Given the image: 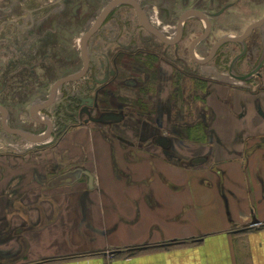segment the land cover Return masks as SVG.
<instances>
[{
	"label": "crops",
	"instance_id": "crops-1",
	"mask_svg": "<svg viewBox=\"0 0 264 264\" xmlns=\"http://www.w3.org/2000/svg\"><path fill=\"white\" fill-rule=\"evenodd\" d=\"M230 1L238 24L264 16V0ZM247 44L238 59L234 43L200 65L198 79L181 80L194 82L199 103L182 110V129L159 133L176 137L174 155L152 138H92L82 149L92 186L41 185L40 196H26L9 226L37 229H19L23 255L7 261L20 244L1 225L0 264H264V64L252 75L264 49L259 36ZM182 89L186 101L191 92ZM195 157L204 161L192 164Z\"/></svg>",
	"mask_w": 264,
	"mask_h": 264
},
{
	"label": "flooded vegetation",
	"instance_id": "flooded-vegetation-1",
	"mask_svg": "<svg viewBox=\"0 0 264 264\" xmlns=\"http://www.w3.org/2000/svg\"><path fill=\"white\" fill-rule=\"evenodd\" d=\"M112 1L113 0L107 2V4L103 7V9L107 5H109ZM134 1L136 2V6L128 2H122L112 6L101 26L98 28V30L95 33H93L89 37L86 44V53L88 57V68L86 73L88 72L90 66L92 65L90 62L87 45L95 35L99 34V32H101L102 30L105 31V28L106 29L108 28L107 32L104 33V31H102L103 35L101 36L100 39L103 41L105 49H107L103 55V60H104V65H106V67L108 66L107 71L109 78L104 77L103 79L99 80L94 75L93 79L87 82L88 83L87 87L90 91L89 97L82 99L80 97L72 96V98L74 99L75 108H74V112L72 111L69 112L70 113L69 120H71L72 118H76L79 121L78 126L80 127L88 124H94V125L100 124V126L103 125L109 127L110 125L111 126L113 125V127H110V129L108 130L109 132L112 133L111 135H113V137H115L117 140H121L131 144L135 143L136 141H131L129 137L126 136L125 133H123L125 129H123V125L121 124L123 123L124 119H126L125 113L126 111H128V108L130 109L129 113L131 115H134L135 118H139V116L141 115L143 120L146 119H149L151 121L156 120V123H158L159 121L157 118L158 117L157 114H159L160 111L165 112L167 116L172 114L174 108L172 102L176 100L178 97L175 96L176 95L175 89L173 88L168 96L162 97V93H163L162 87L164 86L162 83L165 81L167 82L168 80L167 78L168 76L167 77L165 76L166 75L165 71H170L172 73H174L175 71L179 72L178 75H180L182 79H186V78L188 79L190 77L198 79V75L190 74V68L197 66V69L199 70V66L204 64V62L201 61L209 56L213 46L220 38L222 37L239 38L246 33V30L251 24H254L264 19V16H262L248 23L244 27L243 31L238 32L235 37H231L227 35L217 37L213 41L211 46L210 47L206 46L205 48L207 50L204 49L203 53H201L199 50H197L198 45L202 42H206L211 37L214 29V24L212 23V19L220 18L225 13L226 10H229L232 7H234V3L232 1H226L225 3H222V0H165L169 8L167 10L166 9L162 10L164 17H160L159 20L162 18L161 19L162 25L166 24L169 27H172V29L168 31H164L163 28L164 26H160V25L158 26L152 20L153 18L151 14L153 12V7H157L161 0H145L146 3L143 2L144 0H134ZM219 2L222 4L216 6V4ZM207 5L209 6L208 8H211V10H207ZM57 6L59 5H56L55 7ZM117 6L124 7L125 9H127L128 12L132 11L138 21L140 28L143 29L145 32H147L149 37L147 39L141 38V41H138L140 43V46L142 47L138 49L135 48L136 50L130 49V52H128L126 46L129 45V43L130 45L131 44L135 45V43H132L131 41L128 42L126 40L125 36H127V34L120 33L119 35V32L117 33L116 31H110L112 29H116V26L112 22L115 19L114 8ZM46 7H48V4L46 3L41 4L37 7V10H41L42 8H46ZM159 11L160 10H158L157 12L159 13ZM101 12H99L95 16L94 20L92 21V24L94 23V21ZM190 17H195L197 19V21H195V24H192L193 22L186 20L187 18ZM43 18L44 20H42V24H46L47 18L46 17ZM141 18H144L152 26V28H154L158 32V35H160L162 38L151 32L146 26H144L141 23ZM110 22L112 24L110 25V27H107L106 25ZM51 23H55V22H51ZM55 24L56 25L53 28L50 26L45 27L43 31H39L35 33L22 32L20 34L18 32L17 33L12 32V34L9 35L8 38L6 39L7 41L4 43L5 46H1V42H0V60L2 58V60L0 61V81L3 80L2 85L0 87V95L3 94L6 89L10 88L11 86L13 87L14 85L17 84V85H21L23 89L14 96L15 99L16 97H18L19 99V100L17 99L18 101H16V103H20L21 101H23V99L24 101H27L29 97L34 96L39 91L38 88H41L43 86L44 81L48 79V76L52 71L53 67L60 68L59 63L57 62V58L59 59V57L62 55L63 47H68L71 45V41L67 37L68 31H59V29L62 27V24H58V23ZM191 29H195V30H191ZM192 31H194L193 34H189L192 33ZM83 34L81 35V37L83 36ZM251 36L262 37L261 48L264 49V42H263L264 21L259 26L254 27L248 33H246V36L244 37L243 40L233 42V44L234 43L238 44L240 47V52L234 57V59H238L239 57L243 56L246 52H248L249 45L247 44V39L250 38ZM81 37L79 38V43L77 44L80 50V56L82 58V67H83L84 59L81 54V46H80ZM199 37H203V38H201L198 42L192 44L193 41ZM123 40H125V42H123ZM229 43L230 42L224 44H229ZM159 44L164 47L161 53L158 52V49L156 47ZM224 44H221L216 48L212 57L207 62H205V64L210 62L211 60L219 61L221 57V51L219 49L220 46ZM108 45H116V46L115 48H110L107 47ZM117 46H119L120 48L116 49ZM5 53L6 55L4 56ZM53 53L55 55V58H53L54 56L52 55ZM134 53H136L137 57L139 58L135 66L138 68V70L147 71V73H150L151 77L145 75L144 79L147 78L146 80L138 81L137 73H134L133 78L136 81L132 79H126L124 81V78L122 79L120 78L119 84L118 85L114 84V88L111 89L114 83L113 82L114 80H112L113 77H116V75L121 77L122 75H126V72L132 73L134 71L132 67H130L129 69L127 68L128 64L126 62L128 56L133 55ZM109 54L111 56L110 58H109ZM119 57L120 60L118 63L116 59ZM54 60H56V62ZM190 60L194 62V66L190 65L191 64L189 63ZM110 62H112V64H110ZM263 64H264V59L258 62L256 67L252 70L253 76H255L260 71ZM109 65L111 66L113 65L112 67L114 68L110 69L111 66ZM27 68L30 74L35 73V71L41 72V75L36 77L35 80L36 82L32 80L29 74H27L28 76L23 74L19 78L13 77V72H15V69H19L23 71ZM116 68L117 70H115ZM120 73H122V75ZM64 76H69V75H64ZM64 76H61L52 82V85L49 89V94L45 98V101L43 103L41 102V99L43 98H35L37 99L36 101L38 102L36 103L35 101L31 106L28 107V114L35 121L43 124L44 128L42 131L36 134H31L29 133V131L24 130L22 127L13 126L10 120L11 119L16 120L17 118L16 116H14L13 112H11V110H9V108L3 103H0L1 129L12 136H19L27 140L18 133L10 132L9 129L20 130L24 134L37 137L45 134L49 130L47 122H50L51 129L49 136H52L53 134L55 137L57 136L54 142L50 144V146H52L55 143L54 144L55 148H58L61 140L65 136L66 132L70 130V128L67 127L65 124L60 128L59 131L53 132L55 128V124L51 116L46 115V117L41 118L37 115V111L41 109H46L55 102V100L57 99V93L59 91V88L62 85H64L67 82H72L79 79L78 78L75 80L65 81L64 83L59 84L52 92V87L54 86V84ZM173 79H174V75H173ZM121 80L124 81L125 86L126 85L130 87L135 86L137 88L136 89L137 96L135 97L136 102L135 101L133 102L136 103L133 104L134 107L133 106L130 107L129 104L127 103L126 100L127 95H122L121 93H119V97H118V95L115 93L116 92L115 88L116 89L119 88L120 91L121 89L122 90L124 88L126 89L125 86L120 85ZM170 85L172 86L173 82H171ZM104 89H106L109 95L107 98L108 100L102 102L100 101L99 95L101 91H103ZM182 90H183L182 87L180 88V90L178 89L177 94L179 97L183 98ZM115 103L118 104L116 107H115ZM36 104L40 105L41 107L34 109L33 106ZM124 111L125 113H123ZM151 123L152 122L146 123V121L141 122L140 125L141 128H139L138 129L139 131L135 133L136 135L135 137H137V140L140 141L141 138H143L144 134L149 132V136H150L149 138H152L151 139L152 141H154L155 143H161L162 145L164 143L165 147H169L168 154L174 155L175 152L170 146H172L173 142L175 141L173 139L168 140L167 137L161 136L159 134V131L157 130L158 128L156 127V125L153 123L151 125ZM75 128L76 127L72 128V130H75ZM154 133H156L157 135ZM57 138L59 139L57 140ZM101 138L102 140H106L108 142V137L101 136ZM158 139H161V142L158 141ZM11 146L14 148L11 149L12 153L10 152L4 153L3 151L0 152V164L2 162H5L3 158H6V156L7 158L19 157L20 154L15 155V151L18 152L19 150L16 149L14 145ZM46 146L47 144L43 143L42 145L38 146V149L40 150L44 149L46 148ZM65 152H68V150H65ZM63 154L64 152L59 147L57 157L60 158L54 159L56 161L53 164L42 161L39 162L35 161L34 163L31 162V164L33 165V169L32 167H30L31 168L30 176L32 177V180L36 182L38 185L40 186L42 185L44 187L47 186L52 187L57 184L72 186L77 182H79L80 180L83 181L86 180V183H88L89 176L86 174L87 171L84 168L85 165H78L76 162L75 163L70 162L72 167L69 169H64L65 166L63 164L66 161V159L73 158V156L70 157L69 154L67 153L65 155ZM80 157L81 156H79V158ZM6 162L9 161L6 160ZM77 162L85 163L86 158L78 159ZM0 174H1L0 180H2L5 175H2V173ZM8 174L9 173L6 174L7 178H8ZM50 174H52V176H50ZM28 180L27 177L26 178L24 177V184L22 186H15V184H13L14 177H11L6 181H4L7 182V185L6 186L3 185L2 187L0 186V196H1L0 205L1 206L4 205L2 200H6V201L10 200L11 206H13L15 201L14 198H16V196L14 197V195H16L18 192H21L16 190H19L21 187L25 193L27 192V190H29ZM9 190L12 191L11 192L12 197H8V196L6 197V195L4 196V192H6V194L8 195ZM40 194L42 193L41 192L37 193L36 196H40ZM6 205L8 204L6 203ZM2 209L4 208L2 207ZM0 223L5 227L4 231L7 232L9 230L8 229L9 223H7V221L3 219L0 221ZM22 225L23 227H26L28 223L25 224V221H22L20 227ZM16 229H17L16 227H13L10 228V231L13 232Z\"/></svg>",
	"mask_w": 264,
	"mask_h": 264
},
{
	"label": "rangeland",
	"instance_id": "rangeland-1",
	"mask_svg": "<svg viewBox=\"0 0 264 264\" xmlns=\"http://www.w3.org/2000/svg\"><path fill=\"white\" fill-rule=\"evenodd\" d=\"M109 1L110 0H0V42H1V46H5L4 43L7 41L6 39L8 38L9 35L12 34V32H16V33L18 32L20 34L22 32L35 33L39 31H43L45 27L50 26L53 28L56 25L55 23L62 24V27L59 29V31H68V34H67L68 39H70L71 34H75L77 36V39H75V41L71 43L70 46L62 48V55L59 57V59L57 58V62L59 63L60 68L53 67L52 71L50 72L48 76V79L44 81V84L41 88H38L39 91L34 96L29 97L27 101H24L23 99V101H21L20 103H16V101H18L19 99L18 97H16L15 99L14 96L23 89L21 85H17V84L14 85L13 87L11 86L10 88L6 89L5 92L0 95V103H3L4 105H6L9 108V110L13 112L14 116H16L17 118L16 120H13V119L10 120L13 126L22 127L24 130L29 131V133L31 134H36L43 130L44 128L43 124L35 121L28 114V107L31 106L33 102L37 100L35 98H43L41 99L42 103L45 101V98L49 94V89L53 81H55L61 76L77 73L81 69L82 58L80 56V50L77 44L79 43V38L86 30L89 29L95 16L99 12H101L103 7ZM162 1H165V0H162ZM226 1H230V0H223L222 3H225ZM143 2L146 3L145 0ZM45 3L48 4V7L42 8L41 10H37V7L39 5L45 4ZM222 3L219 2L216 4V6H219ZM56 5H59V6L55 7ZM208 7L209 6L207 5V10H211V8H208ZM168 8L169 7L167 6L166 3L164 2L161 3L160 1L157 7H153V12L151 14L153 18L152 20L155 22L156 25L164 26L163 27L164 31H168L172 29V27H169L166 24L162 25V20H161L162 18L159 20L160 17H164L162 10L164 9L167 10ZM158 10H160L159 13L157 12ZM231 11L232 9L226 10L225 13L220 18L212 19V23L214 24L212 35L206 42L200 43L198 45L197 50L203 53L204 49L207 50L205 47L206 46L210 47L213 41L217 37L226 36V35L232 36L235 32L243 31L247 23L238 24V22L236 21L237 18L231 17L232 16ZM114 16H115V19L112 23L116 26V29H112L110 31H116L117 33L119 32V35L120 33L127 34V36H125L126 40L128 42L131 41L132 43H135V45H132V44L130 45L129 43V45L126 46L128 49V52H130V49L136 50L142 47L140 46V43L138 41H141V38L147 39L149 36L147 32H145L143 29L140 28L134 13L132 11L128 12L127 9H125L124 7L117 6L114 8ZM43 17L47 18L46 24H42V20H44ZM186 20L193 22L192 24H195V21H197L195 17H190V18H187ZM51 22H55V23H51ZM112 23L110 22L106 26L110 27ZM191 30H195V29H191ZM102 31L99 32V34L95 35L90 40L89 44L87 45L90 62L92 64L88 72L85 73L83 76H81L78 80L67 82L64 85H62L59 88V91L57 93V99L55 100V102L48 108L37 111V115L41 118L46 117V115L51 116L55 124V128L53 132L59 131L60 128L64 126L65 124L67 127L70 128V130L66 132L65 136L61 140L59 147L64 152L63 155L67 153L69 154L70 157L71 156L74 157L78 154L79 156H81L79 159L86 158V154L83 152V150L84 151L86 150V146L88 143H91L92 138H95V142L97 143L98 139L101 142L102 140L101 136H105V137L110 136L111 138L113 137V135H111L112 133L108 131L110 127H113V125L112 126L110 125L109 127V126H103V125L100 126V124H95V125L88 124V125L80 127L78 126L79 121L76 118H72L71 120H69V115H70L69 112L70 111L74 112V108H75L74 99L72 98V96L80 97L82 99L89 97L90 91L87 87L88 86L87 82L92 80L94 75L99 80L103 79L104 77L109 78L108 71H107L108 66L106 67V65H104V60H103V55L107 49H105L103 41L100 39L101 36L103 35ZM107 31H108V28L107 29L105 28L104 33ZM193 32L194 31H192V33H189V34H193ZM123 42H125V40H123ZM115 46L116 45H108L107 47L115 48ZM156 47L159 53H161L164 48L160 44ZM233 47H234L233 44H224L220 46L219 50L221 51L222 54L225 55L226 53H230ZM118 48L120 47L117 46L116 49ZM5 55L6 53L4 54V56ZM52 55H54V53ZM110 57L111 56L109 54V58ZM53 58H55V55L53 56ZM119 60H120V57L116 59L118 63H119ZM137 60H139V58L137 57L136 53L128 56V59L126 60L128 64L127 68L129 69L130 67H132L134 71L132 73L126 72V75H122V73H120L122 75L121 77L118 75H116V77H113L112 80H114L113 81L114 83L111 89L114 88V84H117V85L119 84L120 78L121 79L124 78V81L126 79H132L136 81L133 78L134 73H137L138 81L146 80L147 78L144 79L145 75L151 77L150 73H147V71L138 70V68L135 66V64L137 63ZM54 61L56 62V60ZM189 63H191L190 65L194 66V62H192L191 60L189 61ZM110 64H112V62H110ZM112 66L110 67V69L114 68ZM115 70H117V68ZM178 73L179 72H176V71L174 73L170 71H165V74H166L165 76L166 77L168 76L167 77L168 80L167 82L165 81L162 83L164 85L162 87L163 88L162 97H166L170 94L172 90L171 87H167V83L170 85L171 82H173V80L175 79L173 82V84L175 85L173 86L175 89V94H176L175 96H177L178 98L172 102L174 108H173L171 116L174 119H176V122L169 123V125L166 124L165 121L167 119V115L163 111H160L159 114H157L158 116L157 118L159 120L158 123H156V120L155 121L154 120L151 121L149 119L143 120L141 115L139 116V118H135L134 115H131L129 113L130 109L128 108V111H126V113L125 111L123 112L125 113L126 119H124L123 123L121 124L123 125V129H125L123 133H125V135L128 136L131 141L138 142L137 137H135L136 136L135 133H137V131H139L138 129L141 128L140 125L142 121H146V123L152 122L158 128L157 130L159 131V133L164 135L167 133V130H164L167 127L169 130L173 129L176 131L183 128L182 126L183 124L182 123L180 124L177 122L181 120L180 117L182 116L183 109L188 110L190 108L191 103H192L191 106H193L192 108L193 111L198 109L197 107H198L199 102L197 99L194 98V93H195L194 91L195 89H197L194 85V82L193 81H189L186 83L182 82L181 81L182 78L180 75H178ZM198 73H199V70L197 69V66L190 68V74L197 75ZM23 74L25 75L29 74L32 80L35 81L36 77L41 75V72L35 71V73L30 74L28 72V68L23 71L19 69H15V72H13V77L19 78ZM173 75H174V79H173ZM224 77H227L228 79H230V75L229 77L228 76H224ZM2 81L3 80L0 81V87L2 85ZM124 81L121 80L120 85L125 86ZM125 87L126 89L125 88L123 90L121 89V91L119 90V88L118 89L115 88V91H116L115 93L118 95V97H119V93H121L122 95H127L126 96L127 103L129 104L130 107H132L133 104H136L133 102L134 101L136 102L135 97L137 96L136 94L137 88L135 86L130 87L127 85ZM181 87L186 88V91L190 90L191 92V96H189L190 98L188 97L189 99L186 101H183L182 100L183 98L179 97L177 94L178 89L180 90ZM108 95L109 93L106 91V89L101 91L99 95L100 101L103 102L105 100H108L107 99ZM225 101L227 102L230 100L226 99ZM37 102L38 101H36V103ZM117 105L118 104L115 103V107ZM241 110L244 111V108H242ZM74 127H76L75 130H72V128ZM56 137L53 134L52 136H49L47 139L41 142H32V141H27L19 136H12L4 132L0 127V152L3 151L4 153H7V152L12 153L11 149H14V148L11 145H14L16 149L21 151V152L15 151V155L20 154L19 157L17 158H7V156L6 158H3L5 162H2L0 164V167H1L0 173H2V175H5L6 177L4 176V178L0 180V186L1 187L3 185L6 186L7 182H4V181H6L7 179L11 177H14L15 186H22L24 184V177L25 178L27 177V180L29 179L28 180L29 190H27L26 193L24 192L22 187L19 190H16V191H21V192H18L16 195H14V197L16 196L14 200H16L17 202L15 206L17 209L12 208L14 205L11 206L10 200L9 201L2 200L4 205L2 206L0 205V221L3 219V220H6L7 223L10 224L12 221V218L14 217L13 213L15 214L16 211L22 212L23 210L22 200L26 198V196H27L26 200H28L29 197L32 198L35 196L36 193H39L40 191L43 190L42 188H40V185H38L36 182L32 180V177L30 176L31 175L30 167H32L33 169V165L31 164V162L34 163L35 161H38V162L42 161V162H49L50 164H53L56 161L54 159L56 158L59 159L60 157L59 158L57 157L59 147L55 148V145H54L55 143L52 146H50V144L54 142ZM143 137L149 138L150 137L149 132L144 134ZM172 137L173 135L169 134L167 138L168 140L170 139L172 140ZM174 138L176 137L174 136ZM58 139L59 138H57V140ZM43 143L47 144L46 148L41 149V150L38 149V146L42 145ZM65 150H68V152H65ZM195 159H203V158L195 157L191 159L190 162L192 164L199 163V162H194ZM6 160L9 162H6ZM85 163L80 162L77 164L84 165ZM71 167L72 165L70 164V165L65 166L64 169H69ZM7 173H9L8 178L6 175ZM24 175H27V176H24ZM50 176H52V174H50ZM0 178H1V174H0ZM88 186H89V183H88ZM83 187L85 189L86 183L83 184ZM11 192L12 191L9 190L8 195L6 194V192H4V196L6 195V197L7 196L12 197ZM6 203L8 205H6ZM2 207L4 209H2ZM10 211H14V212L9 213ZM1 225L2 224L0 223V226ZM1 227L5 228L3 225ZM35 227L36 226L29 225L28 223L26 227L21 226L19 227V229H21L22 232H25V231H28L29 229L33 230L35 229ZM8 228L10 229L11 226H8ZM19 229L16 230L14 233L10 234V236L15 237L14 240H16V242L20 244V249H19L20 251L18 254L14 256V258L12 257L5 258L7 261L8 259H19L20 256L22 257L23 255V252L21 251H23V244L26 242L23 240L22 236L20 238L18 237L19 235L18 231H20Z\"/></svg>",
	"mask_w": 264,
	"mask_h": 264
},
{
	"label": "water",
	"instance_id": "water-1",
	"mask_svg": "<svg viewBox=\"0 0 264 264\" xmlns=\"http://www.w3.org/2000/svg\"><path fill=\"white\" fill-rule=\"evenodd\" d=\"M122 2H128L134 6H136V2L134 0H113L109 5H107L103 10L102 12L98 15V17L96 18V20L94 21V23L90 26V28L83 34V36L81 37V40H80V46H81V54H82V57L84 59V65L82 67V69L78 72V73H75V74H72V75H69V76H64L62 77L61 79H59L55 84L54 86L52 87V92L55 90V88L61 84V83H64L65 81H70V80H75V79H78L80 78L81 76H83L86 71H87V68H88V57H87V53H86V44H87V41L89 39V37L95 33L98 28L101 26V24L103 23V21L105 20L108 12L110 11V9L112 8V6L116 5V4H119V3H122ZM195 13V11H194ZM264 21V19L254 23V24H251L248 29L246 30V33H248L251 29H253L254 27H257L259 26L262 22ZM141 23L146 26L151 32H153L154 34L158 35V32L152 28V26L144 19V18H141ZM207 32V31H206ZM246 33L239 37V38H230V37H222L220 38L216 43L215 45L213 46L212 48V51L211 53L209 54V56L202 60L201 62H207L211 57L212 55L214 54L216 48L221 45V44H224V43H228V42H237V41H240V40H243L244 37L246 36ZM160 36V35H158ZM160 38H162L160 36ZM201 38L203 37H199V38H196L192 44L198 42ZM41 107L40 105L36 104L33 106L34 109H37ZM33 112V110H32ZM48 123V127H49V130L45 133L44 136L42 137H35V136H26L22 131L20 130H10V132H15V133H18L20 135H22L24 138H26L27 140H30L32 142H40L42 140H44L45 138H47L50 134V129H51V124L50 122H47ZM158 141L161 142V139H158ZM164 145V143H163ZM200 161H203V159H195L194 162H200ZM88 176H89V179H88V183H89V186H92V176L87 172L86 173Z\"/></svg>",
	"mask_w": 264,
	"mask_h": 264
},
{
	"label": "bare ground",
	"instance_id": "bare-ground-1",
	"mask_svg": "<svg viewBox=\"0 0 264 264\" xmlns=\"http://www.w3.org/2000/svg\"><path fill=\"white\" fill-rule=\"evenodd\" d=\"M26 136H28L29 137V135H27V134H25ZM45 134H43V135H40V136H37V137H42V136H44Z\"/></svg>",
	"mask_w": 264,
	"mask_h": 264
}]
</instances>
